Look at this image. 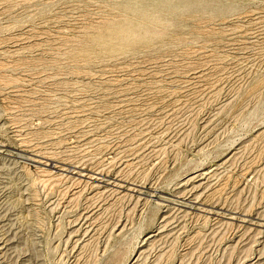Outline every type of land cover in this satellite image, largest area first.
I'll return each mask as SVG.
<instances>
[{"label": "rangeland", "instance_id": "1", "mask_svg": "<svg viewBox=\"0 0 264 264\" xmlns=\"http://www.w3.org/2000/svg\"><path fill=\"white\" fill-rule=\"evenodd\" d=\"M115 243L264 264V0H0V264Z\"/></svg>", "mask_w": 264, "mask_h": 264}, {"label": "bare ground", "instance_id": "2", "mask_svg": "<svg viewBox=\"0 0 264 264\" xmlns=\"http://www.w3.org/2000/svg\"><path fill=\"white\" fill-rule=\"evenodd\" d=\"M100 251L102 252V256L98 260H101V264H123L126 258L123 248L118 247V243L108 246L105 244Z\"/></svg>", "mask_w": 264, "mask_h": 264}]
</instances>
